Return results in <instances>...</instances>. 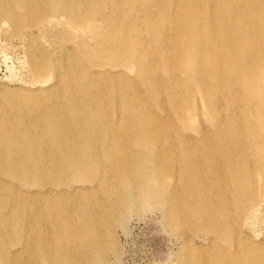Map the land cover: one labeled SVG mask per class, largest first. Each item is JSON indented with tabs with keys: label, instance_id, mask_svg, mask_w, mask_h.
<instances>
[{
	"label": "bare ground",
	"instance_id": "obj_1",
	"mask_svg": "<svg viewBox=\"0 0 264 264\" xmlns=\"http://www.w3.org/2000/svg\"><path fill=\"white\" fill-rule=\"evenodd\" d=\"M153 1L0 0V25L54 21L77 40L54 66L29 43L44 83L0 99V264H108L104 233L149 195L172 230L212 208L209 228L229 243L181 264H264L228 209L244 216L246 195L256 211L264 187V0H203L196 14L178 0L173 21ZM207 178L221 185L210 203Z\"/></svg>",
	"mask_w": 264,
	"mask_h": 264
},
{
	"label": "rangeland",
	"instance_id": "obj_2",
	"mask_svg": "<svg viewBox=\"0 0 264 264\" xmlns=\"http://www.w3.org/2000/svg\"><path fill=\"white\" fill-rule=\"evenodd\" d=\"M178 0H154L151 9H159L165 14L166 21H173L175 6ZM188 0H183L180 5H187ZM203 0L191 2V13L196 14ZM140 10L133 9V15L139 20L148 15L145 5ZM147 7V11H146ZM62 23L42 21L34 24L27 23L18 31L14 32L6 25H0V99L5 97V89L19 90L20 88L41 85L43 79L36 80L31 74L30 62L28 60L29 43H34V53L39 56V50L43 51L49 63L54 66L58 62H64L70 52V44L77 42L71 26L65 30L69 36L64 37L61 32ZM136 35V31H131ZM91 42L92 39H89ZM75 55L83 59L82 51L77 48ZM49 73H51L49 71ZM250 158V157H248ZM179 161L176 158L174 165ZM256 160L251 158L248 165L254 170ZM163 168L162 170H166ZM179 178L176 187H181L183 175L174 168ZM262 177H260V180ZM77 183V182H75ZM206 195L209 203L216 198V193L221 185L215 183L211 178L204 180ZM260 184L258 179V185ZM126 186V184H125ZM177 188V189H178ZM172 189L170 193H172ZM179 192V191H176ZM1 197V196H0ZM148 205L141 210L140 214L131 213L123 226H115L112 231L105 232L104 239L115 244L116 250H108V264H181L191 254L198 252L206 256L213 251L214 247H226L219 235L210 230V223L214 222L212 208L204 210L207 216L198 224L196 229H171L169 223L163 216L164 203L152 196H147ZM101 199V197H99ZM145 196L141 197V201ZM260 204L252 211L254 200L248 199L246 195L240 199L243 209H247L245 215L236 217L238 209L236 205L228 204L229 211L234 214L230 218L232 235L238 237L246 245H264V187L262 186L257 196ZM252 211V212H251ZM251 212V213H250ZM250 213L247 217L246 215ZM236 217V218H235ZM55 227H51L54 231ZM105 230V227H104ZM52 249L61 252L56 239L52 241ZM254 255L250 258L253 259Z\"/></svg>",
	"mask_w": 264,
	"mask_h": 264
}]
</instances>
